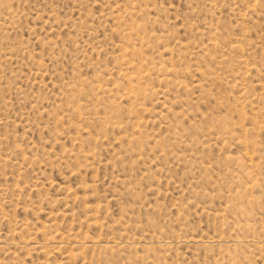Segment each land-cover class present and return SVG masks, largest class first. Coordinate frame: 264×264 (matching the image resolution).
<instances>
[{
  "label": "rangeland",
  "instance_id": "obj_1",
  "mask_svg": "<svg viewBox=\"0 0 264 264\" xmlns=\"http://www.w3.org/2000/svg\"><path fill=\"white\" fill-rule=\"evenodd\" d=\"M0 264H264V0H0Z\"/></svg>",
  "mask_w": 264,
  "mask_h": 264
}]
</instances>
